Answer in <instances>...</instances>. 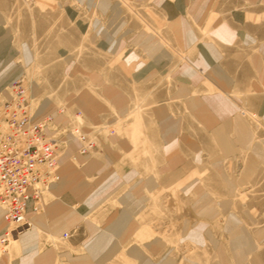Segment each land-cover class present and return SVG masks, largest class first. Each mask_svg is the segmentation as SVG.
<instances>
[{"label":"rangeland","instance_id":"obj_1","mask_svg":"<svg viewBox=\"0 0 264 264\" xmlns=\"http://www.w3.org/2000/svg\"><path fill=\"white\" fill-rule=\"evenodd\" d=\"M195 2L0 0V118L22 91L36 120L55 118L48 138L64 156L61 173H82L83 156L102 163L90 180L99 191L85 207L92 213L67 239L45 235L47 219L34 222L0 241V264L28 258L14 241L34 229L39 253L50 246L63 256L54 264H72L66 256L90 255L80 246L106 235L124 211L126 229L109 233L94 264H264V0H208L198 20ZM179 19L190 43L178 39ZM222 29L229 34H216ZM210 98L230 107L226 130L190 107ZM166 121L177 127L169 139ZM75 129L92 145L88 154ZM173 157L182 163L174 169ZM55 199L48 193L46 206ZM200 199L214 213L197 209ZM240 233L251 248L243 257L233 243Z\"/></svg>","mask_w":264,"mask_h":264},{"label":"built area","instance_id":"obj_2","mask_svg":"<svg viewBox=\"0 0 264 264\" xmlns=\"http://www.w3.org/2000/svg\"><path fill=\"white\" fill-rule=\"evenodd\" d=\"M14 94L5 119L0 118V205L10 224L1 242L27 229L28 206L33 212H40L42 189H49L59 180L57 143L48 138L47 133L54 125L53 117L36 120L25 103V93L16 90ZM3 123H6V131L1 129ZM74 131L84 143L80 152L88 154L92 145L78 129Z\"/></svg>","mask_w":264,"mask_h":264},{"label":"crops","instance_id":"obj_3","mask_svg":"<svg viewBox=\"0 0 264 264\" xmlns=\"http://www.w3.org/2000/svg\"><path fill=\"white\" fill-rule=\"evenodd\" d=\"M204 2L205 3L201 4L200 0H196L195 4L192 7V13H193L196 20L201 19L202 16L204 15V13L211 9V6L208 5V0H204ZM199 7L201 8L200 10H198ZM203 19H204V17H203ZM182 20L184 21V24L189 27L188 22H186L184 19H182ZM219 33H222L225 35L229 34L228 31H225L223 29L221 31L218 30L216 34H219ZM190 40H191V38H190ZM54 121H55V118H54ZM176 129H177V127H176ZM130 150H132V149H130ZM108 157L105 158V160L108 161L107 163H109L108 165L114 164L115 159L113 161H111L110 159H107ZM63 158H64V156L62 155L60 160H59V171H58L59 172L58 174L61 177V181H60L61 183L59 182L58 186L53 188L50 192V194L51 193L54 194L56 199L54 201H52L49 206H46L45 216L43 218H40V220H39V219H36V217H33V221L35 223L38 222L39 225H43L44 223L41 222V220L44 221L45 219H47L48 222H47V224H44V227L42 229L43 233L47 236L51 235L52 237L59 236L60 234L61 235L64 234L63 238L67 239V237L69 235L68 234L69 231L74 226H76L78 223L82 222L88 215H90L92 213L91 212L92 209L88 210L86 208L89 207L90 205H92L96 201V199L99 196V191H97L98 189H96V185H94L95 183H91L90 180H92V177H94L96 171L98 169L102 168V163L100 164V162L96 161L92 157V155L83 156V158L85 160H88L89 165L86 168H84V171L82 173L75 171L72 167L67 168V169H69L70 172L71 171L73 172V170L75 172L68 173V172L64 171L65 169L63 168L62 173H61V167H62L63 163H65V161H63ZM179 160H180V158H179ZM180 162H181V160H180ZM169 164H170V162H169ZM114 181H115L114 176L111 173H108L107 174V180L105 183L106 184V190H111V187L113 186ZM74 182L79 183L80 185L83 186V188H82L83 190L78 191L77 194H73V191H72V184H74ZM89 196H90V198H89ZM46 197H47V195H46ZM46 197H45V204H46ZM90 199H91V201H90ZM77 206H80V208L77 209ZM212 210H213L212 213H214L213 208H212ZM120 216L121 217L116 222H114L112 225L107 227L108 232H106V235H104L102 238L99 236L95 237V238H93L94 240L91 241L90 243L82 244L80 246V247H83L86 245L88 251L90 252V255H87V254L86 255H84V254H73L72 255V253H70V255L66 256L67 261H69L72 264H94L93 260L96 258L95 256H98L97 252L100 250L102 245H108L109 244L106 242L107 241L106 239L109 238V236L111 235V232L116 231L117 229L122 228V227H124V228H123V230L121 229L120 232H122V231H124V229H126V226H124L122 223H123V221H126L125 218H128L129 211H124L122 215L120 214ZM212 216H213V214H212ZM212 216H210V217H212ZM0 219L3 222L2 214L0 215ZM228 224H235V223H234V221H232V222L230 221ZM92 229H97V228L93 227ZM127 229L129 231V233L131 234V236L134 235V233L138 232V227L136 225H134L133 223H130V226ZM109 233H110V235H109ZM66 235H67V237H66ZM245 236L246 235L241 234V233H240V235L238 234V236L233 235V241H234L233 243L237 247V251H239L238 254L242 257L251 251L250 244L248 243V240L245 238ZM38 240H39V232H38V237L33 242H31L29 244H25V245L22 243L23 252L28 257L26 260H22V264H36L37 263L36 260H40V259H44V258L47 260L46 264H54L56 262L57 258L61 259V257H63L61 253L54 251L52 248H50V246L45 251L39 253L37 250V247L39 246ZM236 241L239 242L240 246L244 247L246 249V251L239 250L240 248H238L239 245H236L237 244ZM244 241L247 243L242 244V242H244ZM146 245H147V243H146ZM74 248H77V247H74ZM33 252L35 253V257L34 258L32 257L30 259L29 257L32 255Z\"/></svg>","mask_w":264,"mask_h":264},{"label":"bare ground","instance_id":"obj_4","mask_svg":"<svg viewBox=\"0 0 264 264\" xmlns=\"http://www.w3.org/2000/svg\"><path fill=\"white\" fill-rule=\"evenodd\" d=\"M198 3V2H197ZM200 3L202 4V3H205L204 2V0H200ZM201 8L199 7L198 8V10H200ZM173 27L175 28V30H176V33H177V35H178V39H179V41H182V42H184V43H190V35L186 32L187 30H185V27H186V25L184 24V21L183 20H178V21H175L174 22V24H173ZM172 27V28H173ZM190 74V73H189ZM190 76L191 77H193L194 76V74L192 73V74H190ZM109 94V93H108ZM195 99H193L192 100V103H191V108L193 109V111H194V114L196 115V116H198L199 117V119L201 120V121H203L205 124H208V125H213V124H217V120L219 121V123H224L222 126H223V129H225V128H227L228 126H229V123H228V120H227V117L229 116V113H230V107L225 103V102H223L222 100H220V99H214V98H210V99H208L207 100V105H206V107L204 108L203 107V105L201 104V101H199V100H195ZM120 101V100H119ZM205 106V105H204ZM212 111L214 112L213 114H212ZM53 120H54V117H53ZM161 124V123H160ZM162 131H163V136H164V138H171L172 137V134H173V132L175 131V129H176V127L172 124V123H170L169 121H166V122H163L162 124ZM226 125V126H225ZM3 131H6V123H3V126H2V128H1ZM217 129V128H216ZM219 129H220V127H219ZM226 130V129H225ZM48 133V132H47ZM221 133V132H220ZM226 134V133H225ZM242 136H243V134H242ZM75 138V137H74ZM78 139V138H77ZM81 142V141H80ZM79 142V143H80ZM82 146H81V148L84 146V143H80ZM169 149H171V148H169ZM60 149H58L57 150V153H58V165H59V160H60V158H61V154H60V151H59ZM173 150V149H172ZM80 154L81 155H84V154H82L81 152H80ZM173 159V160H172ZM171 159V161H170V167L172 168V169H174V168H176L178 165H179V163H180V160L177 158V157H173ZM59 168V167H58ZM67 168H70V166H66V168H65V166H64V171H66V172H68V173H71L70 172V170L69 169H67ZM43 170L44 169H46V168H42ZM59 170V169H58ZM73 172H75L74 170H73ZM72 172V173H73ZM58 175V174H57ZM59 177V176H58ZM178 177V176H177ZM176 176H174V177H172V179H171V177H170V179L169 180H172V181H175L176 180V178H177ZM61 183V182H60ZM56 184V182L49 188V189H42V199H43V201H42V207H41V209H40V212H38V213H35V212H33L32 211V208H31V206H28V209H27V212H26V216H25V219H26V221H27V223H28V227H27V229H29V228H31V225H33L34 224V221H33V217H35V215H40V214H42L43 213V211L46 209V204H45V197H46V195L48 194V193H50L51 192V190H52V187H54V185ZM83 188V186L82 185H80L79 183H75L74 182V184H72V189H74V190H72L73 191V194H77L78 193V191H80V190H83L82 189ZM197 190V189H196ZM198 191V190H197ZM89 198H90V196H89ZM92 199V198H91ZM91 199H90V201H91ZM88 200V199H87ZM196 208L197 209H199V210H201L202 212H204V213H211V211H212V208H211V205L209 204V202L207 201V200H205V199H200V201L199 202H197V204H196ZM0 209H2V206L0 205ZM3 210V209H2ZM0 213H1V211H0ZM7 222V221H6ZM35 225V224H34ZM37 226H40L38 223H36V225H35V228L37 227ZM9 228H10V224L7 222V227H6V232L9 230ZM26 229V230H27ZM6 232H4V234H3V237H5V233ZM20 235V234H19ZM18 235V236H19ZM38 237V231L37 230H33V231H31V232H27V234H25V235H22V236H20L19 238H18V241H14V243H23L24 245L25 244H29V243H31V242H33L34 240H36V238ZM193 238H195V239H197V234H194V236H193ZM12 239H14V238H12ZM10 240V239H9ZM236 245H239L240 246V244H239V242H237L236 241ZM243 243H247V242H242V244ZM238 246V248H240L239 250H241V251H246V249L244 248V247H242V246H240L239 247ZM47 263V260L44 258V259H40V260H38L37 261V263L36 264H46Z\"/></svg>","mask_w":264,"mask_h":264}]
</instances>
